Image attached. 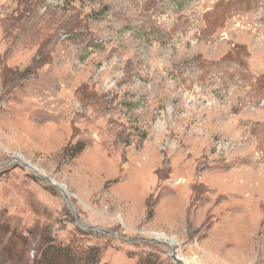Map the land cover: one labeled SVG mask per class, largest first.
<instances>
[{"label": "rangeland", "instance_id": "374dc122", "mask_svg": "<svg viewBox=\"0 0 264 264\" xmlns=\"http://www.w3.org/2000/svg\"><path fill=\"white\" fill-rule=\"evenodd\" d=\"M56 246L264 264V0H0V264Z\"/></svg>", "mask_w": 264, "mask_h": 264}, {"label": "trees", "instance_id": "16d2710c", "mask_svg": "<svg viewBox=\"0 0 264 264\" xmlns=\"http://www.w3.org/2000/svg\"><path fill=\"white\" fill-rule=\"evenodd\" d=\"M52 249L54 253H47V250L37 264H79L78 261H76L78 257L77 248L73 249L71 247L65 248L56 246L52 247ZM97 254L98 251L96 248L89 247L82 251L81 260L84 261L85 264L94 263L96 262Z\"/></svg>", "mask_w": 264, "mask_h": 264}, {"label": "water", "instance_id": "95a60500", "mask_svg": "<svg viewBox=\"0 0 264 264\" xmlns=\"http://www.w3.org/2000/svg\"><path fill=\"white\" fill-rule=\"evenodd\" d=\"M24 166H26V167H28V168H32V166L30 165V163L28 164V163H24L23 164ZM60 189H62L63 190V186L62 185H57ZM65 196H67V195H65ZM175 257V256H174ZM178 262H179V264H181V260L180 259H178Z\"/></svg>", "mask_w": 264, "mask_h": 264}, {"label": "bare ground", "instance_id": "6f19581e", "mask_svg": "<svg viewBox=\"0 0 264 264\" xmlns=\"http://www.w3.org/2000/svg\"><path fill=\"white\" fill-rule=\"evenodd\" d=\"M23 162V161H22ZM26 164V163H25ZM29 164V163H28ZM31 165V164H30ZM32 166V165H31ZM33 167V166H32ZM41 173V172H40ZM42 174V173H41ZM63 192L66 194V195H68V192L66 191V189L64 188V186H63ZM172 242H176V241H172Z\"/></svg>", "mask_w": 264, "mask_h": 264}]
</instances>
